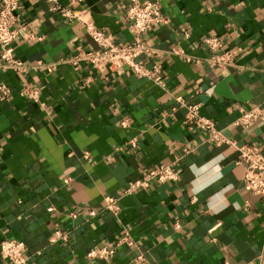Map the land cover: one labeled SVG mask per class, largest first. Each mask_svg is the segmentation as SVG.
<instances>
[{
	"label": "crops",
	"instance_id": "1",
	"mask_svg": "<svg viewBox=\"0 0 264 264\" xmlns=\"http://www.w3.org/2000/svg\"><path fill=\"white\" fill-rule=\"evenodd\" d=\"M131 2L22 0L21 23L36 38L13 43L22 71L0 57V83L10 89L0 99V243L24 241L28 264H264V203L243 186L238 150L208 141L175 100L198 104L226 136L264 154V120L237 123L241 107L264 108V0H163L168 21L143 33L138 58L158 68L155 78L64 61L95 47L86 23L127 43ZM212 35L234 53L232 66L208 64L202 42ZM171 163L177 181L124 192ZM106 196L118 212L105 209ZM57 230L67 239L53 241ZM125 231L131 245L118 244ZM101 245L115 255L86 257ZM0 264L8 263L0 256Z\"/></svg>",
	"mask_w": 264,
	"mask_h": 264
},
{
	"label": "built area",
	"instance_id": "2",
	"mask_svg": "<svg viewBox=\"0 0 264 264\" xmlns=\"http://www.w3.org/2000/svg\"><path fill=\"white\" fill-rule=\"evenodd\" d=\"M56 3L57 0H46ZM163 0H132L128 6L126 17L128 19V32L130 40L127 43H116L112 36L102 29L97 28L92 23H86V32L95 47L84 48L80 46L76 51L64 61L77 66L81 62L89 63L93 69L100 72L123 70L127 66L132 73L139 77L155 78L158 75V68L146 69L143 63L138 60L139 56L146 51L143 43V33L148 31L154 24L166 23L168 20L161 11ZM57 4L53 9H58ZM22 0H0V57L4 60L3 67L13 71L25 69L24 63L13 54V43L19 35L28 38H36L33 29L29 24L21 23ZM64 14L69 15V11ZM203 45L211 51V56L207 59L210 66L218 69H226L234 63V53L223 49V41L216 35L207 36L203 39ZM38 66L51 71L56 63L38 62ZM158 83L160 81L158 80ZM10 94V89L4 83H0V99H6ZM177 106L187 110L186 121L207 131L208 141L215 145L229 144L238 150L237 163L244 166L243 186L245 189L260 197L264 203V154L257 145H238L232 138L226 136L222 130L218 129L214 122L199 113L198 104H189L181 96L175 97ZM264 120V108L260 106L240 108V115L237 123L246 127H251L257 121ZM127 121H123L125 125ZM131 144L135 145V138L131 139ZM187 152V149H185ZM88 156V155H86ZM179 178V170L173 163L162 164L147 169L142 177L129 182L125 193H130L138 188H144L153 180L160 183L175 182ZM105 209L114 213L119 211L117 198L113 196L105 197ZM49 207V210H52ZM95 209L89 212L90 216H95ZM69 216L75 218L76 211H70ZM67 239V235L60 230L55 231L52 240ZM133 239L129 231H125L120 237L118 244L131 245ZM115 247L109 245L94 246L86 254L88 259L111 258L115 255ZM0 256L8 264H28L29 255L26 251V244L19 239H4L0 243ZM137 260L143 261L142 255ZM145 261V260H144ZM145 264H148L145 262Z\"/></svg>",
	"mask_w": 264,
	"mask_h": 264
}]
</instances>
